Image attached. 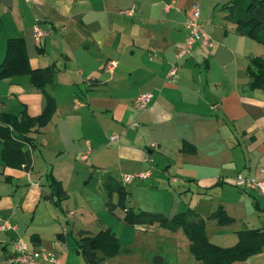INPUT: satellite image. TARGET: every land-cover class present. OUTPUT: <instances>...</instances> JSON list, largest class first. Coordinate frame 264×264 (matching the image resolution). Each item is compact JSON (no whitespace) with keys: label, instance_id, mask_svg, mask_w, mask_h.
<instances>
[{"label":"crops","instance_id":"crops-1","mask_svg":"<svg viewBox=\"0 0 264 264\" xmlns=\"http://www.w3.org/2000/svg\"><path fill=\"white\" fill-rule=\"evenodd\" d=\"M196 1L212 45L196 40L178 57ZM224 1L0 0V63L7 40L20 38L31 67L52 69L44 90L56 100L49 122L26 132L21 149L28 162L5 164L0 142V218L14 226L0 229V264L14 253L17 237L54 253V264H81L83 233L109 229L121 245L126 227L148 231L153 223L123 220L117 185L135 211L201 219L214 244L208 225H237L230 231L215 226L217 234L233 235L232 244L220 246L235 244L239 230H264V195L233 184L237 173L264 176V87H250L248 73L251 59L264 53L225 18ZM35 23L47 31L39 41ZM110 60L117 62L111 71L105 68ZM174 62L177 71L169 77ZM145 91L152 98L138 111L133 100ZM43 105V90L29 74L0 79V113L23 120ZM110 132H120L119 139L108 141ZM139 172L144 175L122 179ZM131 244L115 256L132 252Z\"/></svg>","mask_w":264,"mask_h":264},{"label":"trees","instance_id":"trees-1","mask_svg":"<svg viewBox=\"0 0 264 264\" xmlns=\"http://www.w3.org/2000/svg\"><path fill=\"white\" fill-rule=\"evenodd\" d=\"M221 7L227 12L226 19L236 25L241 34L264 43V0H225ZM17 72L29 74L31 83L43 90L44 105L36 117L18 119L16 115L0 113L1 156L5 164L18 165L28 162V155L21 149L22 143L28 141L26 132L32 125H46L56 109L55 98L44 86L51 81L52 69L49 67H31L22 50L18 37L7 40L6 56L0 63V79L8 78ZM250 87H264V57L251 59L248 67ZM53 193L58 196L60 188L52 183ZM117 191V204L124 209L123 220L128 223H157L160 227L170 230L181 228L189 240V248L194 258L203 264H228L258 252L264 247V230L251 228L237 231V242L231 246H220L209 241L205 233V224L188 212L176 213L171 218L148 211H135L126 203L127 191L124 186H113ZM56 199V200H57ZM222 222H229L222 209H218ZM78 251L86 264H104L109 257L119 254L122 249L116 236L109 229L98 233L82 234L77 239Z\"/></svg>","mask_w":264,"mask_h":264},{"label":"rangeland","instance_id":"rangeland-1","mask_svg":"<svg viewBox=\"0 0 264 264\" xmlns=\"http://www.w3.org/2000/svg\"><path fill=\"white\" fill-rule=\"evenodd\" d=\"M219 7V4H216L214 11L220 12L221 8ZM257 44L259 46V53H264V50H262V48H264V44ZM77 216L78 215L75 214L73 218L76 219ZM216 225L207 226V231L212 237L211 241L217 244L219 243L220 245L232 244L233 235L229 233L228 235H220V233L217 234L216 230H214ZM217 226L221 228V230L228 231L232 230V227H237V225ZM126 228H129L127 229V238L125 235H122L120 240L122 243L121 245L125 246L127 243H132L131 247H133L134 250L129 253L127 251H123L120 255L109 259L108 264H201V262L195 259L191 253L188 237L181 228L177 230H170L159 227L155 223L150 225L148 231H141L142 229L136 231L135 226H129ZM213 230L215 234H212ZM218 236L220 238H218ZM69 243L74 247L75 250L76 245L74 235L69 234ZM261 258H264V251L257 255H250V257L245 260L234 261L230 264H249V262L252 264L254 261ZM81 264L85 263L82 261Z\"/></svg>","mask_w":264,"mask_h":264},{"label":"built area","instance_id":"built-area-1","mask_svg":"<svg viewBox=\"0 0 264 264\" xmlns=\"http://www.w3.org/2000/svg\"><path fill=\"white\" fill-rule=\"evenodd\" d=\"M200 10L197 2L192 3V14L185 21L187 28L186 35L182 47L178 50V57L183 56L189 52L193 43L196 40L204 45L211 46L212 40L210 38L209 30L204 27L203 22L199 20ZM34 39L39 41L47 34V31L43 30L38 23L33 25ZM116 61L110 60L106 62L105 68L112 70L116 66ZM177 71V64L174 62L170 65L167 75L174 76ZM152 98V93L149 91L139 93L133 100V104L136 110L141 111L148 107V104ZM135 125L136 121L133 122ZM120 137V132H110L107 134V139L110 142L117 141ZM85 156L84 153L81 154ZM264 171V169H262ZM144 173L139 172L135 174H126L122 176L124 182H129L133 177H142ZM233 184L238 188L254 189L261 195H264V176L262 177H250L244 176L241 173H237L233 178ZM14 226L8 220H2L0 218V229L8 230ZM14 253L7 259L5 264H54L55 254L46 250L29 248L25 240L21 237H17L13 240Z\"/></svg>","mask_w":264,"mask_h":264}]
</instances>
